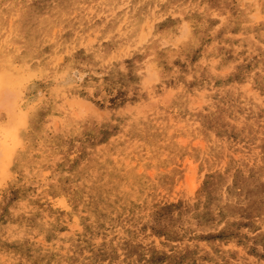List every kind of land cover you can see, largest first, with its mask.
Here are the masks:
<instances>
[{
  "label": "rangeland",
  "instance_id": "374dc122",
  "mask_svg": "<svg viewBox=\"0 0 264 264\" xmlns=\"http://www.w3.org/2000/svg\"><path fill=\"white\" fill-rule=\"evenodd\" d=\"M6 155L0 264H264V0H0Z\"/></svg>",
  "mask_w": 264,
  "mask_h": 264
},
{
  "label": "snow or ice",
  "instance_id": "6c2138e0",
  "mask_svg": "<svg viewBox=\"0 0 264 264\" xmlns=\"http://www.w3.org/2000/svg\"><path fill=\"white\" fill-rule=\"evenodd\" d=\"M17 126L18 127H23L24 126L23 116L20 117ZM9 159H10V155H6L3 160H0V172H4V171L7 170L6 161L9 160Z\"/></svg>",
  "mask_w": 264,
  "mask_h": 264
},
{
  "label": "bare ground",
  "instance_id": "6f19581e",
  "mask_svg": "<svg viewBox=\"0 0 264 264\" xmlns=\"http://www.w3.org/2000/svg\"><path fill=\"white\" fill-rule=\"evenodd\" d=\"M79 2V1H78ZM126 2V1H125ZM82 3V2H81ZM80 3V4H81ZM170 3V2H169ZM84 5V4H83ZM121 5V4H120ZM14 6V5H13ZM125 6H126V4H125ZM30 8V7H29ZM119 8V7H118ZM77 10V9H76ZM89 10H91V9H89ZM58 11V10H57ZM78 11V10H77ZM75 12V11H74ZM80 12V11H79ZM91 12H92V10H91ZM91 12H90V14H91ZM216 12V11H215ZM89 13V12H88ZM224 14V13H223ZM72 15V14H71ZM21 19V18H20ZM68 19V18H67ZM262 19V18H261ZM31 32V31H30ZM19 44V43H18ZM32 49V48H31ZM18 66V65H17ZM13 77V76H12Z\"/></svg>",
  "mask_w": 264,
  "mask_h": 264
}]
</instances>
